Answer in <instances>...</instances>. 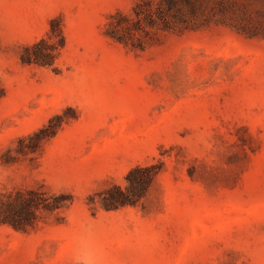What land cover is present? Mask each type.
<instances>
[{
	"label": "rangeland",
	"instance_id": "obj_1",
	"mask_svg": "<svg viewBox=\"0 0 264 264\" xmlns=\"http://www.w3.org/2000/svg\"><path fill=\"white\" fill-rule=\"evenodd\" d=\"M172 4L0 0V264H264V0Z\"/></svg>",
	"mask_w": 264,
	"mask_h": 264
},
{
	"label": "trees",
	"instance_id": "obj_2",
	"mask_svg": "<svg viewBox=\"0 0 264 264\" xmlns=\"http://www.w3.org/2000/svg\"><path fill=\"white\" fill-rule=\"evenodd\" d=\"M174 0H167L169 5L172 4ZM167 20L165 19V22ZM54 25H52L53 27ZM168 26V24H166ZM46 42V39L42 38L40 41H36L32 44H29L25 46V49L23 53L21 54L22 60L24 62H39L43 64H50L52 63L50 58L53 56V53L49 51V46H46L45 48H42V44ZM56 47L55 45L52 46V48ZM51 48V46H50ZM48 49V50H47ZM145 168L142 167H136L131 169L128 175V179L131 183V187L134 186V181H136V175L135 172L143 170ZM146 170V169H145ZM142 182H147L149 179V175L146 174L143 176ZM120 193L122 194H113L112 196V207H117L119 205H123L128 202L126 193L120 188ZM17 196L15 198H12L8 201H2L0 202V222H10L12 225H14L17 228H24L26 227L27 223H31L33 221L35 211L33 209V206H40L42 201H44V206L53 209L60 206L59 200H42L40 194L37 191L29 192L28 195H25L22 192H18ZM1 208H4V211L8 209V212L3 214L1 211Z\"/></svg>",
	"mask_w": 264,
	"mask_h": 264
}]
</instances>
